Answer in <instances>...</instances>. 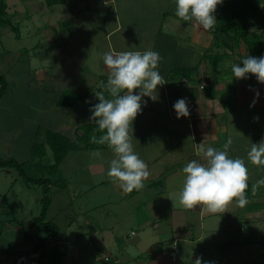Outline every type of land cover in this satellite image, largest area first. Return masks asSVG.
I'll return each instance as SVG.
<instances>
[{"label":"rangeland","instance_id":"374dc122","mask_svg":"<svg viewBox=\"0 0 264 264\" xmlns=\"http://www.w3.org/2000/svg\"><path fill=\"white\" fill-rule=\"evenodd\" d=\"M5 1L11 7L10 18L13 21L16 12L12 7L14 2ZM64 8L69 9L66 3L59 5V8L55 7L54 12ZM262 8L264 10V0ZM219 10L217 5L215 16ZM50 15L52 13H47V17ZM97 18L94 9L74 17V33L77 35L75 39H64L50 33V41L43 27L39 36L40 43L32 36L19 40L15 38L16 34L11 28L0 27V77L3 76L8 81V92L0 98V159L15 158L25 163L23 168L30 177L54 179L48 193L51 205L47 220L59 227L56 244L62 251L67 250L61 264H142L144 258L153 255V250L145 247L155 238L151 224H141L138 222L139 217L143 218L154 208L165 215L167 212L161 203L164 197L160 196V185L168 187L177 180L170 182V177H162L157 178L155 184L150 175L144 181L143 188L124 192L113 178L107 176L108 162L114 155L109 149L71 152L60 167L65 180L56 183L59 176L51 177L48 170H41L39 163L31 156V148L25 147L32 137V145L44 142L48 128H63L62 131L71 135L72 129L75 131L84 123H95L89 119V109L88 113L84 111L76 116L74 112L80 109L62 110L57 108L55 100L66 89L75 91L81 84L86 87L96 81V90L103 88L104 79L100 81L98 78H78L76 70L84 64L85 58H71L82 53L79 48L92 46L91 42L95 39L98 41L103 34V25ZM14 23L18 25L15 21ZM84 30L87 32L84 33ZM255 30L256 33H264V27ZM131 39L135 41L133 36ZM49 45L53 47L48 49ZM242 47L234 51L240 55L239 58L251 53L259 56L255 49L250 51L246 46ZM24 48H29V52L26 53ZM96 52L98 51L94 48L90 54L92 58L100 57ZM94 61L91 62L95 63ZM93 65L95 75L102 72L101 61ZM72 67L74 69L70 70ZM248 77L249 74L240 78L237 86L247 82ZM251 78V84L257 86L254 76ZM228 90L233 94L236 86H224L220 91L222 98L219 99L225 100L228 94L231 97V92L227 94ZM96 101L98 102L96 96L90 97V102L95 104ZM230 104L231 107L236 106L234 101H230ZM219 117L222 120L227 119L224 115ZM137 119L138 117L136 122ZM228 123L233 127L232 133L229 131L223 134V138L227 141L231 137L232 144L229 148L236 149L230 156L243 157L247 164L248 183L251 187L248 202L244 206H239L236 202L227 204L223 215L217 216L212 222L220 232L208 231L205 238L199 240L201 227H197L199 225L195 223L193 227L197 231L192 235L197 237L195 240L191 235L181 232V236L177 233L176 237H180V244L176 247L179 256L177 264L193 263L192 257L196 253L194 248L198 250V255H205L206 260L209 257L216 260L219 256L218 262L213 264H264V185H256L253 191L256 181L264 178V166L247 159L251 143L264 139V108L244 106L241 112L228 118ZM146 135L151 137L152 133L146 132ZM71 136L74 138V132ZM139 142L137 139V143L133 144L141 148L140 157L151 159L155 150L152 152L151 143H148L150 140L143 143L146 148L149 147L144 148L145 152ZM47 149L48 156L43 160V166L54 163L53 153L49 147ZM155 168H160V163ZM183 177H177L181 184ZM147 180L152 181V189L147 187ZM43 197V186L27 183L18 169L0 168V255L6 263L12 262L21 254L36 253L34 245L52 233V228L36 227L32 224L33 219L40 217ZM238 218L240 226L239 223L233 225L229 221L233 222ZM209 221L210 219L208 225L211 224ZM180 223L184 228L181 221L176 226L181 228ZM168 242L171 246L174 243L173 238ZM189 243H193V246H189ZM50 251L52 255L55 253L54 245L50 246ZM202 259L205 260L204 256Z\"/></svg>","mask_w":264,"mask_h":264},{"label":"crops","instance_id":"0c3cea01","mask_svg":"<svg viewBox=\"0 0 264 264\" xmlns=\"http://www.w3.org/2000/svg\"><path fill=\"white\" fill-rule=\"evenodd\" d=\"M46 1L13 0L12 7L16 9L13 22L19 24V40L23 37L32 36L40 43L39 36L40 32L43 31V27L50 41H52L50 33H54L56 37L62 36L64 39H75L77 35L74 33L75 19L73 18L83 15L85 12H90V10L93 11V9L98 15L97 19H100L99 22L103 25V34L100 35L98 41L95 39L94 42H91L92 46H86V49L79 48L82 53L71 57L85 58L83 65L78 66V68L76 66V76L78 78L105 80L103 82L104 89L99 87L96 90V81L86 87L81 84L79 88L75 89L74 92L84 96L87 105L94 104V102H90V97H94L96 92L104 91L105 96H108L105 88L108 69L100 57L92 58L90 54L94 48L98 51L96 52L97 55L99 54L98 56L109 50L117 52L154 49L162 57L158 67L164 76V84L157 87L159 99L153 101L147 96L143 97L147 104H142V111L136 116L138 117L137 122L133 121V143H137L138 139L142 150L145 152L144 148L149 149V147L146 148L143 143L150 140L148 143H151L152 152L155 150V154L151 159L145 157L144 160L150 169V178L152 177L153 182L162 177H170V182L173 179L177 181L169 184L168 187H165L164 184L160 185L162 189L159 193L160 196L164 197L161 203L162 206L166 207L167 213L162 215L161 211L154 208L143 218L140 216L138 222L147 225L150 223L155 238L145 247V249L151 248L153 255L144 258L142 264H177L179 256L176 247L180 244V237H176L177 233L181 236V232L187 234V236H192L193 232L197 231L193 227V224L196 223L199 225L197 227H201L200 237L198 238L201 240L205 238L208 231L215 232L216 230L220 232V229H215L217 225L215 226V223L212 222L215 218H218L217 216L223 215V212H206L199 205L192 209L185 208L179 201L182 184L177 177L184 176L182 168L187 162L193 159L202 160L199 143L223 149L226 142L223 134L229 131L232 133L233 128L228 123V118L241 112L244 106L264 108V82L258 81L254 74L250 75L249 73L247 82L237 86L240 78L233 77L231 80V65L239 63L241 58L234 51L219 48L215 45L216 38L213 31L217 22L213 29L205 30L194 20L183 21L175 15V0H68L66 5L69 9L64 8L57 13L54 12V8H59V5L65 3L50 6ZM8 7L9 15H11L10 5ZM47 13H52V15L47 17ZM38 14H41L42 17ZM217 15L218 11L216 13L218 21ZM48 29L50 31H47ZM83 32L86 33L87 31L84 30ZM131 36L135 38V41L131 39ZM15 38L17 37L15 36ZM52 47L53 45H49L48 49ZM24 49L26 53L29 52V48ZM30 49H32V46H30ZM221 54H224V56L220 57ZM92 60H95V63L101 61L102 72L98 75L94 74L93 64L95 63L91 62ZM69 69L73 70L74 68ZM39 73H42V71H39ZM251 76H254L255 83L258 82L257 86L251 84ZM197 81L198 83H196ZM201 85H205V88L201 89ZM234 85L236 91L233 94L232 91H227V94L231 92V97L228 94L229 96L225 100L219 99L222 98L220 97V91L224 86L231 88ZM133 91L137 90L134 89ZM212 91L214 96L210 97L209 94ZM180 97L187 98L189 115L177 118L173 103ZM58 100L59 98L55 100L57 108L62 110L68 108L71 110L80 109L78 111L73 110L76 116H80L84 111L88 113L87 109L90 110L87 105L60 107L57 105ZM230 101H234L236 106L231 107ZM221 115H224L227 119L222 120L219 117ZM62 124L64 125L63 122ZM62 129H58V131L65 133ZM72 130L71 135L73 132L75 133L74 129ZM146 132L152 133L151 137L153 139L147 136ZM66 134L68 133L66 132ZM32 141L33 137L25 147L31 148ZM134 148L140 155L141 148H138L137 144ZM227 151L230 155L236 149L228 148ZM158 163H160V168L156 169L155 166ZM147 185L149 189H152V181H149ZM230 202H235V200ZM213 216L215 217L211 218ZM209 219L211 221L210 225L207 224ZM178 221L184 223V228L182 223L179 224L181 228L176 226ZM229 221L233 225L239 223L240 226L241 224L240 218L233 222L232 220ZM159 223L162 225H159ZM171 238H173L174 243L170 246L168 240ZM195 238L197 237L192 236L193 240ZM188 245L193 246V243ZM193 250L196 253L193 254V263L191 264H194L197 256L201 258L204 256L206 260L205 255H198V250L195 248ZM204 254H206L205 251ZM215 255H218V253ZM208 259L217 263L219 256L216 260L210 257Z\"/></svg>","mask_w":264,"mask_h":264},{"label":"clouds","instance_id":"9594fccd","mask_svg":"<svg viewBox=\"0 0 264 264\" xmlns=\"http://www.w3.org/2000/svg\"><path fill=\"white\" fill-rule=\"evenodd\" d=\"M223 0H175V15L183 21L194 20L205 30L214 28L217 19L215 10ZM100 58L108 69L104 91L95 93L98 102L90 106L89 119L94 120L101 135L92 136L97 144H107L114 153L108 162L107 176L113 178L124 192L139 190L150 176V169L143 158L135 151L133 144V121L142 111V104L159 99L157 87L164 84L158 64L162 59L154 49L105 51ZM232 77L245 78L254 74L258 81L264 82V53L260 56L247 54L239 63L231 65ZM136 89L137 91H133ZM258 95V93H257ZM177 118L189 115L188 101L185 97L173 103ZM232 144L229 137L223 149L199 143L202 160L193 159L183 168V184L179 201L188 209L199 205L209 213L224 212L230 201L239 206L248 202V168L245 159L232 157L227 149ZM247 159L264 166V139L251 143ZM264 185V178L253 185ZM194 264H213L197 256Z\"/></svg>","mask_w":264,"mask_h":264},{"label":"trees","instance_id":"16d2710c","mask_svg":"<svg viewBox=\"0 0 264 264\" xmlns=\"http://www.w3.org/2000/svg\"><path fill=\"white\" fill-rule=\"evenodd\" d=\"M47 1L50 6L68 2V0ZM262 2L263 0H223V3L219 4L218 21L213 31L216 38L215 45L219 48L230 49L231 51L246 46L250 51L255 49L259 56L264 53V33H256L257 31L255 30L264 27V10L262 8ZM8 8L7 2L5 0H0V27H10L19 39V24L15 25L12 21ZM224 37L225 40H223ZM222 42L224 43L223 45ZM250 55H252V53ZM253 55L255 56L254 53ZM219 56L223 57L224 54ZM0 83V98H2L8 92V81L5 77L1 76ZM209 96H214L213 91ZM57 105L60 107H70L71 105L84 106L87 104L85 103L83 95L71 90H66L59 98ZM87 106L90 107L91 105ZM101 134L96 124H83L79 126L75 130L74 138L61 131L48 128L44 135L45 141L36 142L32 145L31 156L39 163V168L41 170H48L51 177L59 176L57 178L58 180L55 181L56 183L61 180L64 181L65 178L60 167L71 152L111 149L107 144H97L91 140L92 136H99ZM48 147L53 153L54 163L49 166H43L42 162L48 156ZM24 165L25 163H21V161L15 158L0 159V168H16L27 183L43 186L44 197L42 199V211L40 217L32 220V224L36 227L52 228L53 231L47 238L37 242L34 245V250L36 253H39L38 258L42 264H61L60 261L67 254V250L62 251L57 245V237L60 233L59 227L54 222L47 220L51 205V198L48 193L54 183V179L52 180L50 177H30L25 172L23 168ZM246 193L249 197L251 193L250 183H248ZM51 245H54V249L56 250L53 255L50 251Z\"/></svg>","mask_w":264,"mask_h":264},{"label":"built area","instance_id":"2783aa9c","mask_svg":"<svg viewBox=\"0 0 264 264\" xmlns=\"http://www.w3.org/2000/svg\"><path fill=\"white\" fill-rule=\"evenodd\" d=\"M204 85H201L200 88L204 89ZM39 253L32 254H21L15 260L10 263L3 261V258L0 255V264H42L39 261Z\"/></svg>","mask_w":264,"mask_h":264}]
</instances>
